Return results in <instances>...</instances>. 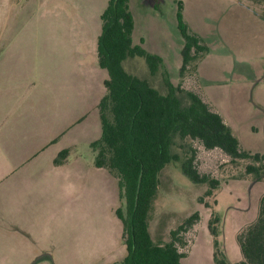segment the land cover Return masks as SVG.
Listing matches in <instances>:
<instances>
[{
    "label": "crops",
    "instance_id": "1",
    "mask_svg": "<svg viewBox=\"0 0 264 264\" xmlns=\"http://www.w3.org/2000/svg\"><path fill=\"white\" fill-rule=\"evenodd\" d=\"M70 1L79 12L64 11L63 26H48L46 44L23 38L36 28L0 20V264H116L127 255L123 222L117 214L121 205L118 180L95 165L90 146L102 134L98 104L106 94L104 81L109 74L99 65L97 44L101 15L109 0ZM176 1L177 9L178 2L182 3L186 24L207 52L183 78V59L177 63L179 78L174 82L166 54L148 48L147 42L146 50L163 58L173 84L189 83L190 90L222 116L244 150L239 120L232 116L239 112L234 109V96L241 99V87L225 92L219 85L236 75L241 77L236 78L238 84L251 86L256 72L261 73L254 59L239 62L232 50L261 43L255 35L264 31V5L254 0ZM142 3L155 10L165 0ZM3 17L7 18L6 12H0ZM72 24L85 35L94 34L85 36L78 49L68 33ZM243 33L253 35L229 36ZM221 61L225 67L218 68ZM65 149L70 150L66 161L56 164ZM233 181L251 184L257 192L254 213L237 228L238 234L258 217L264 179ZM225 184L229 182L222 181ZM222 195L217 192L216 208ZM223 222L221 218L219 240Z\"/></svg>",
    "mask_w": 264,
    "mask_h": 264
},
{
    "label": "trees",
    "instance_id": "2",
    "mask_svg": "<svg viewBox=\"0 0 264 264\" xmlns=\"http://www.w3.org/2000/svg\"><path fill=\"white\" fill-rule=\"evenodd\" d=\"M130 0H109L101 15L102 31L98 38V62L108 71L106 94L98 104L102 134L91 143L97 167L107 169L118 180L121 205L117 214L123 222L122 242L127 255L116 264H182L189 253L184 234L201 219L195 211L170 230V239L156 241L150 230V211L161 185V172L169 164L181 162L182 173L193 183H207L208 188L198 198L210 209L207 220L213 237L215 264H264V195L258 217L237 234L242 259L231 263L223 250L219 236L221 217L216 210V196L222 179L201 173L195 165L196 150L185 141L198 140L206 149H221L236 162L252 159L245 171L253 180L264 179V153L243 150L232 128L222 116L211 109L197 93L186 89L183 83L173 84L163 58L134 44V16ZM178 28L184 39L181 77L207 52V46L192 33L178 2ZM140 56L146 60L152 75L162 71L168 88L160 92L149 80L128 72L127 58ZM190 72V71H189ZM182 140L185 158L173 150ZM192 152V154H190ZM69 149L61 151L56 164L64 163ZM249 179L247 175L240 177ZM213 197L211 203L209 198Z\"/></svg>",
    "mask_w": 264,
    "mask_h": 264
},
{
    "label": "rangeland",
    "instance_id": "3",
    "mask_svg": "<svg viewBox=\"0 0 264 264\" xmlns=\"http://www.w3.org/2000/svg\"><path fill=\"white\" fill-rule=\"evenodd\" d=\"M150 1V0H147ZM264 5V0H254ZM131 12L135 18V29L133 39L135 43L154 50H162L166 54L168 69L177 82L179 78V68L177 63L182 60L181 51L184 45L183 36L177 26V1L165 0V3H159L155 10L146 9V3L142 0H130ZM77 10V11H76ZM64 11L79 12L77 4L70 0H0V12H6L7 18L0 20L6 21L7 25L19 24L25 27H33L37 30L32 35H23V38H32V41L38 45L46 44L48 41L47 27L52 25L60 27L64 25ZM69 24H66L68 26ZM70 41L74 48L85 36L94 37V34L77 29V25L70 26ZM252 36L253 34L243 33L241 35H229L233 39H240L243 36ZM260 37L261 43H252L248 49H233L232 56L242 61V58L254 59L259 67L252 85L240 80L236 75L228 79L227 83H221L219 88L222 91H237L241 87V99L234 96L235 108L239 112L232 115L236 122L239 120V134L242 140L244 150L264 153V31ZM219 56L214 57L213 59ZM212 59V60H213ZM125 69L141 78H147L149 82L166 94L168 88L164 83L162 71L151 75L146 60L143 57L135 56L127 58L124 61ZM225 67L221 62L218 68ZM238 68V67H236ZM193 68H189L192 71ZM247 74L244 78L250 77ZM230 78V77H229ZM243 78V77H242ZM218 84V83H217ZM240 87H237L239 86ZM184 87L190 90L189 83ZM231 88V89H229ZM244 91V92H243ZM245 97V98H244ZM228 99V98H227ZM255 104H258L256 106ZM250 125L258 127L253 131ZM182 140H177V145L173 150L181 154L182 160L185 158L184 149L180 147ZM188 146L196 150L195 165L201 173L210 174L219 177L229 184L221 185L219 191H222V200L220 208H216L223 218V231L221 233V246L224 251L227 250L229 261L239 260L241 257L240 248L237 241V228L245 224L252 217L255 210L256 188L251 184L233 181L241 179L247 175L246 165L252 162V159H242L236 162L230 161V157L221 149H206L200 141H185ZM192 154V152H190ZM181 160L167 165L161 172V185L157 192L152 209L150 211V230L156 241H167L170 239V230L176 227L186 217L195 211L200 212V221L184 234L187 246L182 250L187 251L189 255L182 260V264H215L213 260V237L209 233L207 219L210 209L199 202L198 198L202 196L208 188L207 183H193L181 171ZM253 180V179H252ZM231 181V182H230ZM211 203L213 197L209 198ZM237 253V255H235ZM231 262V263H232Z\"/></svg>",
    "mask_w": 264,
    "mask_h": 264
},
{
    "label": "water",
    "instance_id": "4",
    "mask_svg": "<svg viewBox=\"0 0 264 264\" xmlns=\"http://www.w3.org/2000/svg\"><path fill=\"white\" fill-rule=\"evenodd\" d=\"M151 3H154V0H151Z\"/></svg>",
    "mask_w": 264,
    "mask_h": 264
}]
</instances>
